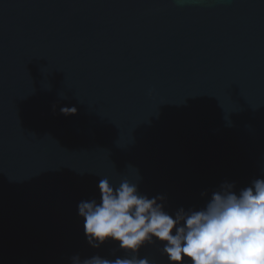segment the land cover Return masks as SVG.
<instances>
[{
    "label": "water",
    "instance_id": "obj_1",
    "mask_svg": "<svg viewBox=\"0 0 264 264\" xmlns=\"http://www.w3.org/2000/svg\"><path fill=\"white\" fill-rule=\"evenodd\" d=\"M136 174L169 213L264 178V0H0V264L124 256L78 204Z\"/></svg>",
    "mask_w": 264,
    "mask_h": 264
},
{
    "label": "clouds",
    "instance_id": "obj_2",
    "mask_svg": "<svg viewBox=\"0 0 264 264\" xmlns=\"http://www.w3.org/2000/svg\"><path fill=\"white\" fill-rule=\"evenodd\" d=\"M76 111L60 109L65 116ZM138 179L136 174L134 182L125 178L113 185L103 177L99 198L78 204L89 245L99 248L111 240L125 255L83 261L74 256V264H153L138 255L149 244L161 246L168 264H264V178L239 191L225 182L202 208L174 213L165 209L163 196L141 193Z\"/></svg>",
    "mask_w": 264,
    "mask_h": 264
}]
</instances>
